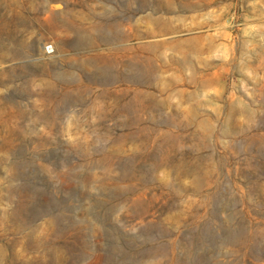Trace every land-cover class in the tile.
<instances>
[{
    "label": "rangeland",
    "instance_id": "1",
    "mask_svg": "<svg viewBox=\"0 0 264 264\" xmlns=\"http://www.w3.org/2000/svg\"><path fill=\"white\" fill-rule=\"evenodd\" d=\"M0 264H264V0H0Z\"/></svg>",
    "mask_w": 264,
    "mask_h": 264
}]
</instances>
